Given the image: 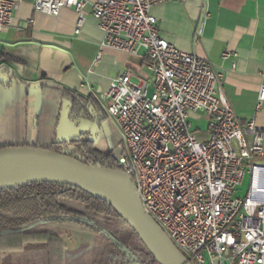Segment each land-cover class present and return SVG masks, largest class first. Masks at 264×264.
<instances>
[{"label":"built area","instance_id":"2783aa9c","mask_svg":"<svg viewBox=\"0 0 264 264\" xmlns=\"http://www.w3.org/2000/svg\"><path fill=\"white\" fill-rule=\"evenodd\" d=\"M25 1L36 13L53 17L74 10L76 35L90 6L104 34L102 49L145 58L149 78L124 72L105 96L107 115L121 134L119 155L112 153V159L176 248L191 264H264V199L254 198L252 183L255 170H264L258 162L264 156V131L255 119L240 122L222 89V76L206 59L161 36L150 13L172 0H0V37ZM263 104L264 84L257 110ZM191 114L207 118V141L192 131ZM247 175L248 192L240 197ZM257 191L263 195L264 187Z\"/></svg>","mask_w":264,"mask_h":264},{"label":"crops","instance_id":"0c3cea01","mask_svg":"<svg viewBox=\"0 0 264 264\" xmlns=\"http://www.w3.org/2000/svg\"><path fill=\"white\" fill-rule=\"evenodd\" d=\"M91 10L89 6L86 22L76 35L78 15L72 9L53 17L36 13L29 1L16 7L11 28L0 37V67L5 70L0 71V149L47 148L53 140L51 122L61 102L59 91L67 90L97 102L101 113L91 121L95 148L104 155L114 153L109 141L116 135L119 142L121 134L117 121L107 115L105 96L122 73L142 79L149 78V73L145 58L101 48L104 34ZM205 12L201 34L196 35ZM150 14L165 40L206 59L222 76V89L240 122L255 119L264 131V104L257 110L264 84V0H172ZM227 52L232 55L224 58ZM41 81L54 84L58 91L44 92L34 86ZM191 119L203 127L193 130ZM189 122L198 140L209 139L205 116L191 114ZM258 162L264 165V156ZM252 183L254 189L255 174ZM241 188L238 195L243 197L249 185L245 193ZM29 259L33 256L22 252L2 254L0 264H30Z\"/></svg>","mask_w":264,"mask_h":264},{"label":"trees","instance_id":"16d2710c","mask_svg":"<svg viewBox=\"0 0 264 264\" xmlns=\"http://www.w3.org/2000/svg\"><path fill=\"white\" fill-rule=\"evenodd\" d=\"M34 86L44 92L58 91L48 81H41ZM59 93L61 102L51 122L53 140L44 149L67 155L88 165L97 164L115 170L112 152L106 155L99 153L92 138L91 121L101 113L97 102L78 92L62 90ZM65 102L71 105L70 119L77 125L86 122L89 130L78 140L58 144L56 129ZM64 224H74L99 235L101 244L96 251L104 258L105 264H158L113 208L79 189L51 181H35L0 189L1 239L25 235L31 227ZM34 238L36 244L33 248L44 249L45 254H48L51 245L58 242V238L49 232H41ZM17 240L14 246L21 244L22 240Z\"/></svg>","mask_w":264,"mask_h":264},{"label":"water","instance_id":"95a60500","mask_svg":"<svg viewBox=\"0 0 264 264\" xmlns=\"http://www.w3.org/2000/svg\"><path fill=\"white\" fill-rule=\"evenodd\" d=\"M4 72L1 70V73ZM70 114L71 105L63 103L56 129L58 144L78 140L89 130L86 122L77 125L70 119ZM14 170H30L39 178L12 187L35 181H51L79 189L113 208L158 264H191L144 210L131 179L124 173L97 164L88 165L43 148H1L0 173Z\"/></svg>","mask_w":264,"mask_h":264},{"label":"rangeland","instance_id":"374dc122","mask_svg":"<svg viewBox=\"0 0 264 264\" xmlns=\"http://www.w3.org/2000/svg\"><path fill=\"white\" fill-rule=\"evenodd\" d=\"M190 121L193 123V130L203 125L202 122H197L193 119ZM93 133L92 131V136L95 137ZM109 142L110 149L114 151L116 155H119V142L117 136L113 135ZM249 182L250 176L247 175L242 185L243 193L247 191ZM260 187H264V170H259L257 168L255 170L254 184V198L256 200L264 199V194L261 195V193L257 191ZM41 232H49L58 238V242L51 245L49 248L48 254H45L44 249L33 248V245L36 244L34 236ZM19 238L22 240L21 244H19V246H14ZM100 242L101 237L99 235L93 234L74 224L41 225L27 229V234L25 235L19 234L17 237L0 238V257L2 254L7 255L10 253L22 252L29 256H33L32 260L29 259L30 264H105L104 258L96 251V249L100 247ZM23 260L26 261L25 258Z\"/></svg>","mask_w":264,"mask_h":264},{"label":"bare ground","instance_id":"6f19581e","mask_svg":"<svg viewBox=\"0 0 264 264\" xmlns=\"http://www.w3.org/2000/svg\"><path fill=\"white\" fill-rule=\"evenodd\" d=\"M39 177L30 170H14L0 173V188L12 187L38 179Z\"/></svg>","mask_w":264,"mask_h":264}]
</instances>
